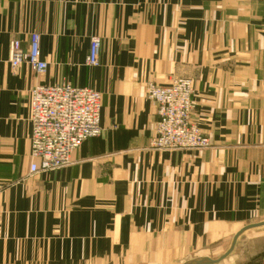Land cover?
Returning a JSON list of instances; mask_svg holds the SVG:
<instances>
[{
	"label": "crops",
	"instance_id": "crops-1",
	"mask_svg": "<svg viewBox=\"0 0 264 264\" xmlns=\"http://www.w3.org/2000/svg\"><path fill=\"white\" fill-rule=\"evenodd\" d=\"M32 33L42 76L8 62L11 40L27 47ZM181 78L211 147L152 150L147 85ZM63 83L102 94L103 133L70 166L31 175L30 92ZM261 219L264 0H0V264L184 258ZM236 264H264V240H247Z\"/></svg>",
	"mask_w": 264,
	"mask_h": 264
},
{
	"label": "built area",
	"instance_id": "built-area-1",
	"mask_svg": "<svg viewBox=\"0 0 264 264\" xmlns=\"http://www.w3.org/2000/svg\"><path fill=\"white\" fill-rule=\"evenodd\" d=\"M101 41L93 38L86 65L99 66ZM9 64L13 71L24 66L42 76L48 69L42 59L41 37L29 36L27 47L13 39L9 48ZM193 81L181 78L161 86L149 83L146 97L157 110L150 148L165 152L208 150L210 139L193 121L195 109ZM102 95L90 88H76L69 83L37 85L30 92V174L59 171L72 164V157L85 142L99 138Z\"/></svg>",
	"mask_w": 264,
	"mask_h": 264
},
{
	"label": "rangeland",
	"instance_id": "rangeland-1",
	"mask_svg": "<svg viewBox=\"0 0 264 264\" xmlns=\"http://www.w3.org/2000/svg\"><path fill=\"white\" fill-rule=\"evenodd\" d=\"M194 96H195V94H194ZM258 221L263 222L264 219H261ZM232 233H234V230L230 231L229 236L226 239L222 240L221 242H218L216 244L209 245V246H201V247H203L201 250H198V251L192 250L191 254H189L187 257H184V258L183 257L177 258V259L166 258V257H164L166 253L161 252L160 253V261H157V259H154L152 261H149V260L148 261H140L138 263L133 262L132 264H184V263L189 262L191 260H196L199 258H206V257L211 258L213 260H217V259L221 258L230 249L231 243H232V238H233ZM254 239H256V240L257 239H263L264 240V227H260V228H256V229L254 228V229H252V231L250 230V232L246 233V235L239 238L240 250H239V247L237 248V245H236L234 251L228 257L224 258L218 264H236V256L242 250V246L247 243V240L254 241ZM162 253H164V256Z\"/></svg>",
	"mask_w": 264,
	"mask_h": 264
},
{
	"label": "water",
	"instance_id": "water-1",
	"mask_svg": "<svg viewBox=\"0 0 264 264\" xmlns=\"http://www.w3.org/2000/svg\"><path fill=\"white\" fill-rule=\"evenodd\" d=\"M260 227H264V221L256 223V224H252V225H249V226H246L241 231H239L238 234H236V236L234 237L230 249L221 258H219L217 260H213L211 258L206 257V258H199V259H196V260H191V261L186 262L184 264H218L224 258L228 257L234 251V249L236 247V244H237V241H238V239L240 238L241 235H243L248 230H251V229H254V228H260Z\"/></svg>",
	"mask_w": 264,
	"mask_h": 264
}]
</instances>
